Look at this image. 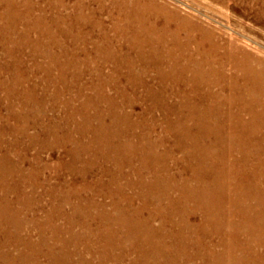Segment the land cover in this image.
<instances>
[{
  "label": "bare ground",
  "instance_id": "1",
  "mask_svg": "<svg viewBox=\"0 0 264 264\" xmlns=\"http://www.w3.org/2000/svg\"><path fill=\"white\" fill-rule=\"evenodd\" d=\"M39 1L51 10L49 22L36 0H24V12L14 3L5 7L10 11L4 17L16 21L0 29L2 43L46 58L48 77L51 67L59 69L62 91L75 92L63 104L71 110L62 121L44 124L46 84L37 97L38 86H26L23 71L10 79L0 75V92L12 98L17 93L23 105L16 114L7 104L8 117L22 127L11 128L14 141L2 148L0 143V264H264V58L230 48L186 20L159 17L143 4L114 1L106 10L98 0L94 10L75 0L73 10L62 13L68 0ZM35 9L43 14L19 32L18 21L32 18ZM257 13L264 14V8ZM42 22H47L44 35L38 30ZM37 30L41 36L31 39ZM52 31L65 35L67 45ZM4 45L7 57L15 54ZM94 58L95 82L78 86ZM103 62L114 66L109 77L101 73ZM10 67L0 65V74ZM149 70L156 73L155 87L144 80ZM108 86L115 94L105 90ZM139 87L144 92L139 97L174 115L167 117L164 135L152 137L154 123L124 111ZM58 93L52 95L55 103L61 100ZM172 95L177 102H169ZM30 124L39 131L29 135ZM21 137L39 150L67 149L66 162L54 166L74 172L80 184L42 187L49 164L36 155L25 168L28 145H20ZM171 137L172 150H163ZM176 148L183 155L178 161ZM102 162L115 166L106 169L107 182L87 180L86 168ZM126 166L128 173L122 171ZM39 188L50 200L43 216H38ZM93 189L110 202H95ZM85 207L95 212L86 213ZM30 225L36 239L25 229ZM213 236L218 239L208 243Z\"/></svg>",
  "mask_w": 264,
  "mask_h": 264
},
{
  "label": "rangeland",
  "instance_id": "2",
  "mask_svg": "<svg viewBox=\"0 0 264 264\" xmlns=\"http://www.w3.org/2000/svg\"><path fill=\"white\" fill-rule=\"evenodd\" d=\"M68 1L69 2L67 4L69 6L67 7V9L63 10L62 13H66L67 11L68 12L72 11L73 9H72L71 4L72 3L74 4V2H76L77 0L76 1L75 0H68ZM83 1L87 5H89L91 9L95 10L98 8V5H99L98 0H91V1L90 0H83ZM100 1L103 2L104 6L106 7V10H109L114 5V1H115V3L117 1H125V2L133 3V4L134 3L135 4H137V3L143 4L146 7L148 6V8L150 10L154 9L155 12H157L159 14V17H162L163 15H166V16L170 15L172 17H176V18H179L182 20H186V22H188L189 27H192V26L203 27L204 29H206V30L208 29V30H210V32L218 35L220 37L219 39H221L224 42V44L225 45L227 44V46H229L230 48H236V49L239 48L241 50H244L245 52L254 53V54H257L258 56H261L264 58V14L258 15V13H257L258 10H260L261 8H264V4H263L264 0H258V1L257 0H139V1L138 0H100ZM112 1H113V3H112ZM12 3H14V5H16V6H14V9L15 8L21 9V12H24V9L22 7L24 0H21V1H19V0H10V1L9 0H0V29H3L8 24L9 21H16V17H14V16H10V17H8V19H6L4 17V14L6 15L7 13H9L10 8H11L10 4H12ZM33 4L34 5L36 4L39 8H41V10L45 14V20L49 22L51 19L52 13H50L51 10L47 7V5L41 1L37 2V0H36V2H33ZM39 4H41V5H39ZM259 5H261V6H259ZM6 6L10 7V8H7V11H8L7 13L5 12ZM34 12H32V16H33L32 18H30V17L28 18V16H26V18H24L25 20L22 19V21L21 20L18 21L19 23L17 25V29L19 30V32L24 30L23 27H24L26 22L31 24V22L34 20V18L36 16L43 14L42 12H39V10H36V9ZM15 13L17 14V12H15ZM2 14H3V16H2ZM102 17L105 18L106 16L102 15ZM3 22H5L6 24ZM46 23L47 22L40 23L39 28H38V30H41L43 32V35H44V30L46 29V27H45ZM105 24H109V19H105L104 25ZM171 27L174 28L175 25H172ZM38 30L34 31V32L32 31L33 34L32 33L30 34L31 39H35L36 36L37 37L41 36L40 32ZM50 31H51V29H50ZM52 33H53L52 36L53 37L55 36L56 38L55 37L54 38L58 42L67 45V39H66L67 37L65 35H62L61 33L56 34V32H54V31H52ZM0 35H1L0 36V43H1L0 44V46H1L0 47V65L11 66L10 69H5L4 70L5 72L4 71L1 72V74H0L1 77L10 79V77H11V75H13V73L16 75L17 73L20 74V73L24 72V74L26 75V78H27L26 86L27 85H28V87L33 86V85L38 86L35 88V92H34L35 94L37 93L36 94L37 97H41V95L43 93L41 88L44 87L43 84L44 85L46 84L45 85L46 92L44 95H47L46 96L47 101L44 98H41L45 102L43 105V109L45 110V116H44L42 122L44 124L45 123L49 124L50 122L53 123L54 121H59V120L62 121V119L64 118L62 116L65 113L67 114L71 110L69 108H65L63 104L70 97L69 95L74 94L73 92H75V91L72 90L70 92L71 94L67 91H65V92L62 91L64 88L62 87V84L58 80L59 76L61 74V71L57 68L51 67L50 74L48 77V75L44 71L45 64L47 62L46 58L41 57V55H39V54L34 55L33 52L29 48L16 50V49H14L15 47H13V44H11V43H6L7 45L6 44L5 45L7 46L8 49L10 48V51H11L10 54H13V53H15V54L7 57L8 55H5V51H4V47H3L4 44L2 43V42H4L3 41L4 36L1 33V30H0ZM57 36L59 37V39ZM88 48L91 49V45H88ZM52 52L56 53V49L52 48ZM19 57L22 58L20 65L17 62ZM98 64H99V62L95 58L91 60L90 71L85 72L84 77H83L82 81L78 84V86H81V83L86 84V85H91L92 83L95 82V81L93 82V80H92L95 77L93 68L97 67ZM101 66L102 67L100 69H101V73L103 74V76L109 77V75H110L109 73H111L113 68H114L113 64L110 62H103V64ZM22 67H24V68H22ZM153 75H154V77L152 78ZM155 76H156L155 71L149 70L146 73L144 80L146 79L145 80L146 83L148 82L149 84H151L152 86L155 87L157 85V76L156 77ZM21 88L22 87H19V89H21ZM142 89H143L142 87H139L135 91V94H137V95H135L136 97L134 98V101H132V102H134L133 105H125L124 111L130 112L132 110V112L134 113V114H132L133 117H136V115L138 117H140L141 114L143 116L145 115L144 117L146 119V123H149V124L151 122L154 123L155 124V128H154L155 132L152 135V137H155L157 135H164L165 134L164 130H166L165 127H166L167 117L170 115L169 118L171 119L172 117H174V115L172 113H171L172 115L167 114V112H165L166 109H164V107H161L158 105L156 107H153V105H152L153 103H151L147 99H143V98L139 97L138 94L144 93L142 91ZM105 90H107V92L109 94L111 93L110 95L115 94V88H113L112 86L111 87L108 86ZM58 92H60V93H58ZM54 93L59 94L58 100L61 99V100L57 101L56 103H55V101L54 102L52 101V99H53L52 95H54ZM175 96L176 95H172L171 98H168L169 102H172V103L177 102V98H176L177 96L176 97ZM19 97L22 98V96H20V95L17 96V93L12 98L10 96L9 97L6 96L4 91L0 92V98H1L0 99V101H1V103H0V123H1L0 124V129H1L0 130V138H1L0 143H2L1 148L5 145L7 146L8 145L7 143L14 141L17 133L16 134L13 133L11 128H13L15 126L17 127V129L22 127L21 126L22 124L19 123L20 122L19 120L15 119V118L8 117V115H7V112H8L7 106L8 105L13 109L14 113H16V114L22 113L23 105H22V102L20 101ZM23 97L27 98L24 95H23ZM81 98L73 101V103H72L73 108L75 106L80 105ZM150 108H151V112L148 113V110ZM166 114H167V116H166ZM164 120H166V121H164ZM93 124H96V123L93 122ZM35 127H37V125H34V124L28 125V127L26 128V132L29 135H32L35 132H38L39 131L38 128H35ZM7 128H10V129H7ZM19 137H20V135H19ZM172 142H173V138L172 137L168 138L167 143L165 144V147H161V148H163V150L164 149L172 150L171 146H170L172 144ZM20 145H22L23 147L28 145V146H26V147H28L26 149L27 152H25L28 159L24 160V163H22V164H24L25 168L29 167L30 161L36 155H38L40 157L41 163L49 164V168L45 169L42 172V175L47 180L42 185V187H44L45 184H51V185L58 184L59 185L61 181H65L66 185L69 184L72 186L80 184L79 178L75 177L76 175L74 174V172L70 173L64 167L59 168V169L57 167H55L57 165L58 161H65L66 162V160L68 159V154H67L68 150L67 149L64 150L63 148L60 147V148L52 149V150L51 149L39 150V148L37 146L28 144V139L26 137L20 138ZM67 148L69 149V147H67ZM3 150H5V148H3ZM174 150L175 151H174L173 155L175 154L174 157L178 161L183 156L182 152L178 148H176ZM12 158H13V161H16V157L14 155H12ZM65 162H62V163H65ZM134 162H135V164L137 163L136 161H134ZM113 167H115V166L111 165L109 163L102 162L101 166L99 164H95L91 168H86L87 169L86 173H88L87 180L92 181L94 179H101L103 182H107V180L109 178L108 177L109 173L106 172V169H110V168L112 169ZM102 168L105 169L104 171L106 173L103 171ZM122 171H124L125 173L130 172V166L124 167ZM174 171L176 172L177 168H175ZM121 180H122V182H125V180L123 178ZM38 190H39V195L42 196L41 208H43L42 210H40L38 212V216H43L45 213L44 211L48 208L50 200H49V196H47L45 193L43 194L41 192L42 188H39ZM25 191L30 192V188L25 187ZM128 192L130 194H132L134 192V190L129 189ZM93 193H95L94 189H93ZM95 194H96V196H94V194H92V196H94L93 198H94L95 202H97V203H109L111 200V198L108 195H106L104 192H98V193L96 192ZM87 196H90L89 193H87ZM36 197L38 198L39 196L36 195ZM66 210H68V208ZM83 211L86 213H94L95 212L93 209H90L88 207H85L83 209ZM60 222L63 223L62 219L60 221H58V223H60ZM154 225L159 226V220L158 219L154 221ZM25 229L29 230L32 233V237L34 239L37 238V235L33 232L34 228L31 225L26 226ZM74 230L76 232H80L82 229H80L79 227H75ZM217 239H218V237L213 236L212 239H210V241L208 243H215V241ZM189 248H191L190 245H189ZM133 256H134V254H131V257H133ZM86 258H88L87 260H89L88 256H86ZM92 261H94L96 263L95 258ZM125 262H129V259L126 260Z\"/></svg>",
  "mask_w": 264,
  "mask_h": 264
}]
</instances>
